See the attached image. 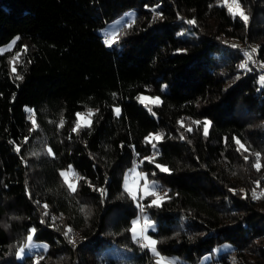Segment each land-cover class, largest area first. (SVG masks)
Here are the masks:
<instances>
[{"label": "trees", "instance_id": "trees-1", "mask_svg": "<svg viewBox=\"0 0 264 264\" xmlns=\"http://www.w3.org/2000/svg\"><path fill=\"white\" fill-rule=\"evenodd\" d=\"M240 3L247 23L222 0H0V264H151L130 231L141 208L162 253L197 263L230 240L204 264H264V196L252 195L264 192V74L240 67L252 48L264 63V0ZM129 8L108 46L103 28ZM89 109L91 127L74 132ZM152 131L164 134L155 150ZM134 164L163 188L159 206L126 190ZM33 228L48 245L19 257Z\"/></svg>", "mask_w": 264, "mask_h": 264}, {"label": "snow or ice", "instance_id": "snow-or-ice-1", "mask_svg": "<svg viewBox=\"0 0 264 264\" xmlns=\"http://www.w3.org/2000/svg\"><path fill=\"white\" fill-rule=\"evenodd\" d=\"M222 6H226L228 9V12L235 18L236 16H239L242 20L245 21V23H247L249 17L246 15L240 0H222ZM157 15H161L160 13H157ZM134 22V21H133ZM188 24H195L196 21L194 19L192 20H188L187 21ZM131 25H129L130 27ZM17 40L19 39V37L16 38ZM115 36L109 38L108 40L105 41V43L108 46H112V44L115 42ZM15 40H13L12 44H15ZM233 47H237L236 45H233ZM26 47H25V51H26ZM257 49L256 48H252L250 51L245 52V56L247 57V59L244 61V63H242L240 65L241 68L247 69L248 68V62L252 61L253 63H255V61L253 60L254 55L256 54ZM19 59V57H14L13 59V67H12V72L13 74H17V69H16V62ZM16 78L18 80H23V76L21 75H16ZM261 83L264 84V76H261L260 78ZM142 104H145L146 107H148V104H152V105H159L162 103V101L160 100V97H138L137 98ZM148 102V103H146ZM151 107H149V111H151ZM30 115H29V119L31 120L33 127L35 128L37 126V122L35 119V115H34V110H29ZM115 113L117 116H119L121 114V109L119 107L115 108ZM95 115V111L92 109H89L88 112L85 113H77V122L73 128L74 132H78L82 127H88L90 128L92 125V119L91 117ZM197 125L203 124V134L205 135V137H207L208 133H209V127L211 125V121L210 120H205V121H195L194 122ZM181 127H185L184 121L180 122ZM60 126H63V120L60 121ZM187 131H192V128L190 126H187ZM164 139V134L163 133H153V134H149L146 137V142L150 143L152 145V148L155 150L157 148V144L159 142H161ZM235 143L239 146V149L244 150L245 152L248 151L247 147L239 140L236 139ZM16 151L19 152L20 148L19 146H17ZM48 153L50 155H54V153H52L51 148L48 149ZM34 155H36V153H33ZM157 155V153L154 151L153 157H145V160H148L149 162H153L155 159V156ZM257 157V162L254 165L255 168L257 169V171H259L262 167L261 163H260V154L256 153L255 154ZM248 157L245 156V159H247ZM156 167L160 169V171L162 172H169L170 170L164 166V165H160V164H156ZM135 171V170H133ZM60 175L64 178V182L67 184V187L72 191L75 192L77 190V184L78 182L82 179L71 167H69L68 170L66 171H62L60 173ZM137 176H140L144 183H143V196L144 197H155V199L152 200V205L155 206H159L161 201L164 199V196L161 195V193L159 191H157V187L158 185H156V183L153 182H149L147 179V174L144 173H136ZM257 184L259 185V182H257ZM125 188L128 191V193L132 196V198L134 200L137 199L138 197V191H139V184L137 183L136 185H134L133 187H129L127 181L125 182ZM101 193L104 194L105 190L104 189H100ZM166 195V193L164 194ZM253 198L258 199L261 196H264V192H261L259 194L256 193L255 190H253L252 192ZM45 209H47L48 205L44 204L43 206ZM82 211H86V209L82 208ZM141 212H143V208H141ZM44 215L47 216L48 213L47 211L44 212ZM153 227V222L150 221L148 218L144 217L142 220L141 219H137V220H133L132 221V227L130 229L131 233L133 234V238L134 239H145L147 240V243L144 244V247H151L152 252L156 255V257L158 258L156 261V264H174V262L167 260L164 256H162L157 250H156V241L152 240L150 237L145 236V232L148 228ZM36 229H32L31 230V234L28 235L27 237V241L28 243H26L23 247H21L18 252L17 255L18 256H23L25 253V249L29 248L31 246V242L33 241L34 238V233H35ZM71 232V229L69 228L67 232H65V235L68 236L69 233ZM70 241L72 243H75L74 239L70 238ZM37 264H39V260H37Z\"/></svg>", "mask_w": 264, "mask_h": 264}, {"label": "rangeland", "instance_id": "rangeland-1", "mask_svg": "<svg viewBox=\"0 0 264 264\" xmlns=\"http://www.w3.org/2000/svg\"><path fill=\"white\" fill-rule=\"evenodd\" d=\"M135 15H136V9L135 8L127 9L120 16L116 17L114 20H112L110 23H108L107 26H105L103 28V32L108 33L110 38L113 37V36L116 37L119 28L122 25H124L125 23H128L129 21H131L135 17ZM261 76H264V75H261ZM261 76H260V78H261ZM141 96H144V97H159V96H151V95L146 94V93H142ZM116 107L120 108V105H115V108ZM153 133H158V132L152 131L149 134H153ZM133 170H135V171H133ZM136 173H144V174H146L141 168H139V166L137 164H134V165H132L130 167H127L125 169V171H124V174H123V184L125 186V182L126 181H127L129 187H133L137 183L139 184L138 197L135 200V202L138 203L139 205H141L142 201H143V198H144V196H143V183H144V181H143V179L140 176H137ZM147 179H148L149 182H153L154 181L156 183V185L159 184V182L156 179L150 178L148 175H147ZM162 189L163 188H160L158 186L156 190L159 191L161 193V195H163L162 194ZM153 199H155V197H151V200H153ZM144 217L148 218L147 215L145 214L144 210H143V212H141V209H140L138 214L133 218V220H137V219H141L142 220ZM150 221H152V220H150ZM29 234H31V232ZM145 236L150 237L152 240H155L157 242L156 237L149 231V228L146 230ZM26 243H28V241H26ZM144 243L146 244L147 240L144 239ZM47 245L48 244L46 243V241L33 238V241L31 242V246L29 248H26L25 252L30 249V250H34L35 254L38 255V249L46 248ZM23 246L24 245H22L21 247H23ZM234 247H235L234 243L232 241H230V240H226L224 242L218 243V244L215 245L213 250L205 253L203 255V257L197 263H192V262H188V261L184 260L183 258H181L177 254L162 253L158 249L157 243H156V250L162 256H164L167 260L174 262V264H204L206 261L210 260L211 258L217 257L220 254V252H222L223 250L232 249ZM151 251H152V249H151ZM19 257H22V256H19ZM157 259L158 258L154 254V260H153V262L151 264H156Z\"/></svg>", "mask_w": 264, "mask_h": 264}, {"label": "built area", "instance_id": "built-area-1", "mask_svg": "<svg viewBox=\"0 0 264 264\" xmlns=\"http://www.w3.org/2000/svg\"><path fill=\"white\" fill-rule=\"evenodd\" d=\"M105 40H108L105 38ZM253 60L255 61V64L261 69V72L264 74V63L261 62L258 54H255L253 57ZM137 162H140V158H137ZM139 242L144 243V239H137Z\"/></svg>", "mask_w": 264, "mask_h": 264}]
</instances>
